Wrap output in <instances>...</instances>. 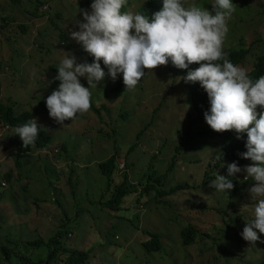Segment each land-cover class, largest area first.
I'll return each mask as SVG.
<instances>
[{
	"label": "rangeland",
	"instance_id": "1",
	"mask_svg": "<svg viewBox=\"0 0 264 264\" xmlns=\"http://www.w3.org/2000/svg\"><path fill=\"white\" fill-rule=\"evenodd\" d=\"M12 1L0 0V73L6 69L3 64L16 63L19 70L15 73L8 68L10 71L6 78L18 80L28 77L26 82L30 81L33 87L28 84L19 87H26V92L38 95L39 100L43 101L48 92L51 94L58 89L59 84L54 78L58 75L56 71L60 61L68 53L75 56L78 64H91L86 60L90 54L81 43L72 39L71 32L80 30L79 22H83V14L79 10L90 12L93 0H44L43 3H48L50 7V18L45 16L41 19L43 22H40L38 29H46L53 35L46 39L47 43L33 42L25 35L29 30L28 25L39 16L36 2ZM149 1L128 0L125 11L141 14ZM81 2L83 5H80ZM194 2L211 10L214 0ZM232 2L236 11L228 21L229 32L224 51L249 49V55L245 58L247 66L240 65L249 72L257 59L264 56V0ZM56 3L60 4L61 10L60 6L57 9ZM59 14H63L64 19ZM21 28H26V33ZM22 41H25L24 49L30 54L24 55L26 59L19 63L13 51H22ZM100 63L106 75L97 87L90 89L95 110L90 109L83 115L78 113L79 116L64 121L63 125L49 115L36 119L38 125L50 131L54 146L60 141L72 145L60 157L63 162L69 160L75 164L71 169L78 175L73 177L72 187L67 185L70 172L67 174L68 180L64 173L58 176L57 170L51 168L45 159H42L41 169L31 175L22 167L21 160V180L7 190L1 188L0 175V264H20L22 257L33 263L46 261L49 258L47 248L36 249L28 244L39 239L48 242L57 235L55 232L62 234L63 243L66 242L67 233H74V243H85L93 248L92 264H263L264 242L258 240L250 244L241 235L246 224L254 219L256 201L252 200L249 189L256 182L249 177L251 184L243 183L242 193L232 199L226 192L210 187L212 180L204 183L206 173L213 176L214 172H219L213 171L209 165L210 161L216 164L214 160L221 155L222 144L219 138L194 137L205 130L207 124L196 122L183 77L172 74L168 62L166 66L152 71L145 69L144 77L127 94L109 95L108 98L106 93H111L110 88L119 83L120 73L113 81L103 62ZM79 79L88 87L86 78ZM36 81L40 83L35 84ZM2 84L0 82L1 87ZM13 98L20 103L14 108L17 114L30 111V98L23 95ZM5 102L6 106H14L11 99ZM102 106H107L106 113L99 112ZM4 129L0 125L3 133ZM144 129L147 131L142 132ZM4 136L0 135V167L5 166L11 171L14 169L12 157L15 144L14 141H4ZM185 139L190 141L187 148L190 152L178 156L176 151ZM4 150L8 155L2 161ZM112 152L126 162L132 183L145 185L153 175L151 186L167 175L163 187L151 191L145 199L143 215L136 213V203L117 215L104 208L110 199L108 181L94 162L109 160ZM173 158H177L174 170L168 172ZM229 164L221 166L225 175ZM236 164L240 167L239 163ZM252 164L250 162L247 166ZM90 165L89 172L82 168ZM245 173L242 170L240 175ZM178 185H187L188 189L174 197L162 196L159 201L155 199L160 192H169ZM54 186L58 189L62 212L55 218L51 231H48L46 223L43 224V204H51ZM241 200L246 203H241ZM20 209L25 213L18 215ZM61 225H64L62 230L59 229ZM188 226L193 227L199 235L193 245L185 247L181 233ZM138 228L141 230L139 233ZM151 235L158 236L162 242L160 253H149L140 246V241L147 243ZM3 247L13 250L12 263L6 261L1 251ZM65 256L62 252L55 256L51 264H64Z\"/></svg>",
	"mask_w": 264,
	"mask_h": 264
},
{
	"label": "clouds",
	"instance_id": "2",
	"mask_svg": "<svg viewBox=\"0 0 264 264\" xmlns=\"http://www.w3.org/2000/svg\"><path fill=\"white\" fill-rule=\"evenodd\" d=\"M127 2L128 0H93L90 5V12L84 9L79 10L83 14V22H79L80 30L71 32V37L82 44L84 50L94 58V62L91 64H78L75 56L70 53L60 61L58 71H56L58 75L54 78L55 81H60L58 89L52 91L47 99L43 101V103L46 102L50 118L63 125L64 121L73 120L76 116H79L78 113L83 115L89 112L90 109L94 110L95 106L91 104L90 89L97 87L105 78L106 73L101 67V61L104 67L108 69L107 74L113 81L116 80L118 73L122 74L123 83L128 89L127 92L138 85L145 75V69L152 71L157 67L166 66L169 61L178 69H188L189 65L198 64L199 67L188 71L184 79L186 83L199 82L210 101V113H205L206 121L198 120L192 106L196 122L207 124L205 130L201 131L212 129L215 132L235 131L237 134L246 133L247 151L241 155L242 158L251 160L248 163L253 162L252 165L247 166L248 163L246 164L243 169L246 175L242 176L239 173L242 169L235 162L229 164L226 176L223 167H217L216 164L210 161L212 170L219 172L217 174L213 173L211 177L215 179H211L209 186L216 191H230L234 188V185L229 177H234L237 173H239L242 181L239 185L240 193H242L243 183L251 184L252 179L256 182L249 189L252 200L256 201L253 210L254 219L246 224L241 235L250 244L256 243L258 240L264 242V239L258 234V232L264 234V75H260L255 80L251 79L248 74L254 70V65L247 72L244 67L234 65L227 58L224 51L225 38L229 32L228 21L236 11V6L232 0H214L211 10H209L196 4L194 0L191 3L189 0H163L162 9L155 12L150 19L140 13L123 11L122 9ZM44 6L48 5L43 3L37 10L39 17L47 16L46 18H50L48 16L49 12L43 14L40 12ZM35 7L37 8V4H35ZM246 63L244 61L241 65L247 66ZM9 71L6 68L4 73L0 74V82L5 79L2 77L7 76ZM80 77L86 78L88 87L81 83ZM185 88L188 90L187 87ZM111 95L116 94L111 93ZM13 107L16 108V105L14 104ZM106 107L102 106V111L99 112L106 113ZM257 109L261 111L258 112ZM3 127H5V133H13L15 144V153L12 157L14 169L3 171L0 167L1 188L3 190H7L20 182L21 160L24 162L32 157L40 161L42 159L48 160L51 168L57 170L58 176L64 173L65 177L71 166L75 165L72 161L63 162L60 159L62 154L72 145L60 141L54 146L50 131L45 129L44 131L47 132L51 140L49 145L43 149L34 146L30 154L19 159L16 135L22 140L24 148L34 144L39 130L42 128L35 118H31L27 123L14 129L9 126ZM145 131L147 129L142 132ZM206 138L208 137H204V139ZM239 138L238 135L237 139ZM185 140L190 145V141ZM189 152L190 150L187 149L178 156ZM115 160L116 170L112 176L111 188L107 191L110 196L108 202L113 197L116 189L126 181L133 194L123 201V209L129 210L136 203V213L143 215L145 213V199L149 195L142 200L140 199L144 190L151 183L147 182L145 185L132 183L130 170L126 162L119 155ZM121 163L125 164V172L122 173L119 171ZM16 164H20L19 167H16ZM9 174H11L10 183L6 180V176ZM163 176L167 178V175ZM249 177H251V180ZM72 180L71 175L67 185L72 187ZM165 180L162 181V184ZM158 187H163V185L157 186L156 190H158ZM54 188L57 198L55 200L51 199V204L57 206L60 203L58 189L56 186ZM175 194H164L163 196H166V198L174 197ZM128 199L130 201H126ZM241 203L245 204L246 201L241 200ZM106 204H104V208ZM108 211L114 215L121 212ZM23 213L17 212L18 215ZM47 216H50V218L46 223V227L48 231H51L56 217L51 214ZM59 229H64V225L59 226ZM137 232H141L140 228L137 229ZM55 233L57 235L46 242L56 241V246L53 245L49 250V256L50 251L56 250H59L60 254L64 252L66 256L71 252H89V264L93 263L91 261L93 248L86 246L84 243L85 248L74 249L76 244L73 242L75 239L74 233L66 234L65 243L61 242L62 234L60 232ZM115 240L118 241V237ZM142 242L143 248L146 249L144 245L148 242Z\"/></svg>",
	"mask_w": 264,
	"mask_h": 264
},
{
	"label": "trees",
	"instance_id": "3",
	"mask_svg": "<svg viewBox=\"0 0 264 264\" xmlns=\"http://www.w3.org/2000/svg\"><path fill=\"white\" fill-rule=\"evenodd\" d=\"M15 1V0H13ZM12 1V2H13ZM35 1L37 4L36 10L40 8L43 3L40 0H32ZM163 6V0H150L149 3L142 9L141 14L148 16L150 19L152 15L160 11ZM125 11V7L122 9ZM21 30L26 33V28H21ZM63 40L64 37H62ZM227 55V58L234 64V65H241L244 63L245 58L249 55V49H239V50H230L229 52H225ZM90 61V59H89ZM199 67L198 64H192L189 65L188 69H178L175 66L172 65L171 61H169V69L172 74L175 76H181L183 77V84L188 88L190 97L192 100V106L193 110L197 114L198 120L206 121L205 120V113L208 112L210 113V101L208 98V95L206 91L202 88V86L199 84V82L191 83L185 82V77L187 75V72L190 70H193L195 68ZM1 68V65H0ZM53 69V68H52ZM249 77L253 80L258 79L260 75H264V56H260L256 64L254 65V70L248 74ZM60 81L56 80V84H59ZM1 87V85H0ZM128 89H126V86L123 83V77L122 74H120V80L117 85L112 88V94H122L127 92ZM42 109L48 113L47 107H46V102L41 103ZM257 111H261L260 109H257ZM31 118H35L34 114L32 112H25L22 115H18L16 113V110L14 107H9L6 105H1L0 104V125L2 126H9L11 128H15L17 126L23 125L24 123H27ZM240 136L239 139H237V136ZM194 137H210V138H219L222 144V151L221 155L219 156L218 159H215L214 161L216 162L217 167L222 166L224 163H239L240 168L243 170L246 164L251 161L250 159H244L242 158V153H245L247 151L246 148V142H247V134L246 133H241L237 134L235 131H226V132H215L212 129L209 131H201L197 134L194 135ZM50 137L47 134L44 129L40 128L38 136L36 138V141L34 144L29 145L28 147L24 148L23 142L20 139L19 136L16 135V142L18 145V154H19V159L25 158L28 154L32 152L33 147H37L40 149L45 148L46 146L49 145L50 143ZM189 147V143L184 140L182 145L177 149L176 153L179 155L180 153L184 152L187 150ZM118 155H114L111 159H109L107 162L100 164L99 166V172L101 173L102 176L107 178L108 180V189L111 188L112 184V176L115 173L116 170V160L115 158ZM175 160L174 158L173 164L169 169V172H171L174 168L175 165ZM211 163V162H210ZM20 164H16V167H19ZM211 167V164H210ZM240 173V172H239ZM237 173L234 177H229V179L232 180V183L234 185V188L230 191H225L227 194H229V197L232 199L235 197L237 194L239 195L240 193V187L239 185L241 184V177ZM227 176V175H226ZM166 179V176H162V178L157 179L153 185L149 186L147 189L144 190L143 195L141 196V199H144L146 196L149 195L151 191H157V186H162V181ZM215 179L212 178L208 173H206L204 181L205 183L208 180ZM6 180L10 183L11 182V174L6 176ZM153 181V176H150L148 179V183ZM188 189V186H176L171 189L170 192H160L155 199L158 200L161 198L164 194H175L177 192L183 191ZM133 194V191L131 187L127 185V182L125 181L121 186H119L111 200L105 205V208L111 211H122L124 208L123 201L127 198H129L130 195ZM237 195V196H238ZM1 230V229H0ZM258 234L264 239V234ZM199 233L191 226H188L182 233V240H183V246L189 247L194 244L195 239ZM29 246L36 248V249H41L47 248L50 250L53 245L56 246V241L51 240L49 243H46L43 240H37L34 243H29ZM146 250L149 253H160L162 251V244L156 235H151L150 236V241L144 245ZM2 253L6 257V261L12 263L13 259V250L8 249L7 247L1 248ZM60 254L59 250L56 251H50V256L49 258L44 261V260H39L37 263H33L32 261L26 259V258H20L21 263L20 264H51L55 260V256ZM92 261V260H91ZM90 262V253L89 252H83V253H76V252H71L68 253L66 258L64 259V264H89ZM56 264V263H54ZM264 264V263H263Z\"/></svg>",
	"mask_w": 264,
	"mask_h": 264
},
{
	"label": "crops",
	"instance_id": "4",
	"mask_svg": "<svg viewBox=\"0 0 264 264\" xmlns=\"http://www.w3.org/2000/svg\"><path fill=\"white\" fill-rule=\"evenodd\" d=\"M45 1H48V0H45ZM41 2L43 3L44 0L41 1ZM46 4H48V3H46ZM80 5H83V3H81ZM55 6L58 9V7L60 6V4L56 3ZM61 9H62V7L60 6V10ZM59 15L61 16L60 17L61 19H64V15L63 14H59ZM43 18L44 17H42V16H40V17L39 16H36L35 19L32 20V22L28 25L29 26L28 27L29 30H28V33L25 34V35H27V37H29L30 39H32L33 42L45 41L47 43L48 41H46V39L49 36H53L52 34H50V31H46V29H44V30L38 29L41 26L40 25V22L42 21L41 19H43ZM36 33H37V35H35ZM34 35H35V37H34ZM22 42H23V44L21 45L22 51H13V55H14V57L17 58V60L19 61V63L21 62V60L26 59V58H24L25 57L24 55H26L27 53L30 54V52L28 50H25L24 49V44H25L24 42L25 41H22ZM23 50H25V51H23ZM3 67H4V69H5V67L6 68H10V70L14 71L15 73L19 70V67L16 65V63H13V65L3 64ZM2 78H5V79L2 80V83L3 84H2V87L0 88V101H2V102H0L1 104H5L6 103L5 101H8V99L9 100L11 99V101H12L11 103L15 104L16 106L17 105H20V103H18L17 101H15V99L13 97L18 96V95H23V97H26L27 99L30 98V105H31L30 106L31 107L30 112H32L34 114L35 119H38L41 116L49 115V113L45 112L42 109V107H41V103H43L45 97H48L50 95L49 92L46 94V96L44 97L43 101H41V100H39L38 95H33L30 92H26V87H19L22 84H28L29 87H33L32 85H30V81L26 82V80H27L28 77H25V78L22 77L21 79L18 78V80L16 78H10V77H7L6 78V76H3ZM54 81H55V79H54ZM24 82H26V83H24ZM32 83H34V82H32ZM39 83H40L39 81H36L35 82V84H39ZM10 84H14L13 87H9ZM4 86H6V87H4ZM138 88L141 89V87H138ZM110 92L112 93V87L110 88ZM111 93H108V91H107L106 96L109 98V95H111ZM185 93H186V91H185ZM125 94H127V93H125ZM91 104L94 105L93 103H91ZM94 110H95V108H94ZM26 111H29V110H24L23 112H26ZM18 114H21V113H18ZM2 134L5 135L4 136V141H10V142L11 141H14L13 133H3L0 130V135H2ZM70 139H71V142H72V138H70ZM61 143H63V142H61ZM6 151L7 150H4L5 154H4V156H2V161H4L5 158L8 155V154H6ZM112 155H113V152H112ZM99 161L100 160H98L97 162H94V164H97L99 166V164L103 163V162H99ZM41 164H43L42 161L37 160L35 157H32V158L26 159L23 162L22 167L25 169V171L29 175H31L32 173H34L37 170H40L41 169V167H40ZM92 165L87 166V167L84 166L82 168L83 169H87V172H89L90 171L89 169H90V167ZM2 170L3 171H6V170H8V168L5 167V166H2ZM69 172L72 175V177L78 175V173L74 169H70L67 172V174ZM67 174H66L65 179H67ZM54 190H55V188H54ZM51 197H52V200L53 199L55 200L57 198V196H56V190H55V192L54 191L51 192ZM43 205H44L43 208L45 209L44 212H43V213H45V217L43 219V224L44 223H47L49 221L50 216L48 217L47 216L48 214H51L54 217H59L60 216V214L62 212V205H61V203H59L57 206H55L53 204H47L46 205L47 206L46 208H45V204H43ZM19 211L21 213L24 212V210H22V209H20ZM39 224L41 225V220H40ZM140 244H141L140 246L143 248V242L142 241H140ZM78 248H85V247L83 246V244H75L74 245V249H78Z\"/></svg>",
	"mask_w": 264,
	"mask_h": 264
},
{
	"label": "built area",
	"instance_id": "5",
	"mask_svg": "<svg viewBox=\"0 0 264 264\" xmlns=\"http://www.w3.org/2000/svg\"><path fill=\"white\" fill-rule=\"evenodd\" d=\"M40 12H41L42 14H43V13H48V12H50V8H49V6H44V7L40 10ZM7 129H9V128H7ZM119 171H120V173L125 172V164H124V163H121V164H120Z\"/></svg>",
	"mask_w": 264,
	"mask_h": 264
},
{
	"label": "bare ground",
	"instance_id": "6",
	"mask_svg": "<svg viewBox=\"0 0 264 264\" xmlns=\"http://www.w3.org/2000/svg\"><path fill=\"white\" fill-rule=\"evenodd\" d=\"M125 10H126V7H125ZM89 59H90V61H89ZM86 60H87V62H89V63H93V62H94V58H93L92 56H90V55H88V56L86 57Z\"/></svg>",
	"mask_w": 264,
	"mask_h": 264
}]
</instances>
